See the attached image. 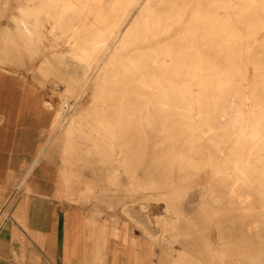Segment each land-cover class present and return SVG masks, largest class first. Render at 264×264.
<instances>
[{"label":"bare ground","instance_id":"obj_1","mask_svg":"<svg viewBox=\"0 0 264 264\" xmlns=\"http://www.w3.org/2000/svg\"><path fill=\"white\" fill-rule=\"evenodd\" d=\"M0 1V91L21 77L9 107L42 129L7 210L31 188L57 194L58 172L64 201L95 195L161 251L183 245L160 264H264V0ZM44 50L53 52L41 69L63 86L58 103L43 80L3 69ZM85 168L95 177L83 185ZM149 205L163 206L152 222ZM212 227L221 243L207 240Z\"/></svg>","mask_w":264,"mask_h":264},{"label":"crops","instance_id":"obj_2","mask_svg":"<svg viewBox=\"0 0 264 264\" xmlns=\"http://www.w3.org/2000/svg\"><path fill=\"white\" fill-rule=\"evenodd\" d=\"M6 82L5 91H0V213L14 183L32 160L30 149L41 140L42 133L40 127L33 130L37 126L32 119L20 122L31 116L29 112L9 107L7 88L22 86L24 81L11 77ZM54 167L57 171L58 161ZM39 180L46 182V177L40 175ZM60 182L56 172L58 193ZM58 193L46 194L44 185L39 192L31 188L15 195L4 211L6 220L0 224V264H160L154 262L153 245L143 243L133 251L126 227L120 225L118 237L113 238L111 222L95 225L85 208L67 205Z\"/></svg>","mask_w":264,"mask_h":264},{"label":"rangeland","instance_id":"obj_3","mask_svg":"<svg viewBox=\"0 0 264 264\" xmlns=\"http://www.w3.org/2000/svg\"><path fill=\"white\" fill-rule=\"evenodd\" d=\"M2 3H3V1H0V6H2L4 4V3L3 4ZM7 5H8V8H10V3H8ZM11 5L12 6L17 5V1L13 0L11 2ZM136 12L131 13V16H133ZM13 13H15V12H13ZM7 23H8L7 19L0 20V27L2 25H6ZM62 50H63L62 48H59L58 50L54 51L55 53H57L56 56L58 58L62 56L61 55ZM52 52H53L52 50L41 51V54L35 55L33 60H31V61L25 60V61H23L24 63L16 62V63H12L13 65L6 63L5 65H3V69L6 71H13L14 70L17 73V75L25 76L27 78V81L32 82L34 85L36 84L35 79L43 80L45 82V87L43 89V91L45 92V93L43 92L45 94V98H47L49 100L51 99V100L58 103L59 100L61 99L59 96L63 92V86H62V84H58V87L55 88V83L58 81L57 77H55L53 75H48L41 69L42 62L45 59V56L52 54ZM52 91H54L56 93L54 96L51 93ZM89 102H90V98L88 96H86V98L83 99L82 104L84 107H86ZM59 164H60V161H58V167H59ZM60 167H62V164H60ZM94 177H95V175H93V173L90 170H87L86 168L82 169L79 173V178H80V181L83 183V185H85L86 182L93 180ZM60 181H61L60 183H62V186L64 188V184H63L64 179H63L62 175H60ZM74 187L76 189H78L80 186L78 187V185L75 184ZM190 194H195V192L191 191ZM11 195H10V197H11ZM15 197H17V196H15ZM62 198H63V202L69 206H80V205L73 204V202L64 201V199H65L64 196ZM189 198H192V201L196 200L194 195H190L188 197V200L180 206V209L182 210V212H185V214L191 213L193 211V208L195 207V205H193V204L190 205L188 203ZM104 201H103V198L96 199V197L94 195L93 197L90 196V198H88V200L86 201L87 203L81 204V207L85 208V210H87V213H89V218L91 219V216L94 217L93 220L96 223L95 225L100 226L101 221H105V222L109 221L112 223V221H114V220H120V225L122 227H126L127 231H129L130 235L132 236V238L130 240L131 243L129 245L133 251L139 249V247H138L139 242H141V244L146 243V244L152 245V243L150 241H148L145 237L142 236L141 230L136 228L135 222H133L130 218H127L121 214L122 213L121 211L123 210V208H120V207H122V206L117 207L115 204H114V206H111L108 204L109 201L106 200L107 203H105ZM124 203L126 204V207L133 209V207L131 205V200L126 199V201ZM134 207H135V209H139L138 205H135ZM161 207H163V206L162 205H160V206L149 205V208H148V210H146L145 215L147 217H149L150 222L153 221V218L155 216L163 215V208H161ZM5 209H6V207H4V209H2L3 211L0 213L1 216L4 214V211H6ZM192 214H193V216H190V217L192 219L195 218V220H197L198 216H196V214L194 215V212ZM135 215H138V214L135 213ZM198 224H199L198 227L199 228L201 227V229L199 231H201L203 233L204 230H203L202 223L199 222ZM150 225H151L153 232H158L157 229L153 228L155 226L153 223H150ZM225 228L226 229L229 228V224L227 225V223H225V225L223 226V229H225ZM209 230L212 232H211V235L208 237V239L207 238L206 239L210 240L213 244L221 243L219 241V238H218L217 229L215 227H212ZM200 239L201 238H199V240L197 241V244L203 243L204 242L203 240H205V239H203V240L201 239V241H200ZM182 247H183L182 244H174L173 250L171 252H164V251H161L160 248L154 247V253H155V256L153 258L154 262L158 263V262L162 261L164 263L166 261L169 262V261L174 260V257L176 254L175 252H177V250H180ZM262 258L264 259V257H262Z\"/></svg>","mask_w":264,"mask_h":264}]
</instances>
